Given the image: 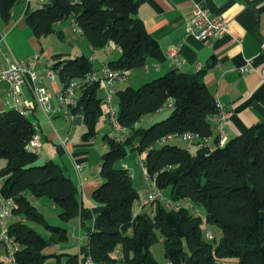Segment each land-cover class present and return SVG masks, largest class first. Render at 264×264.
I'll use <instances>...</instances> for the list:
<instances>
[{"label":"trees","instance_id":"trees-1","mask_svg":"<svg viewBox=\"0 0 264 264\" xmlns=\"http://www.w3.org/2000/svg\"><path fill=\"white\" fill-rule=\"evenodd\" d=\"M19 1L0 0V16L6 20ZM137 7L136 0H50L46 7L29 12L26 22L33 35L41 38L54 33L55 23L74 18L93 51L108 43L119 48V59L108 62L109 67L129 71L143 67L158 48L137 18ZM51 67L61 83L94 69L86 56ZM114 100L121 138L103 136L102 182L92 194L102 210L81 256L46 253L50 244L68 240V230L48 224L33 204V200H50L60 210L58 219L67 223L85 210L78 187L61 165L53 160L38 163V154L26 148L35 133L30 119L16 109L0 112V161L4 163L0 166V199L8 202L6 234L17 245L15 264H47L49 259L54 264H84L87 257L97 264H159L150 251L159 239L168 264H264V124L218 145L209 122L217 113L216 100L201 72L172 69L139 87L116 90ZM83 103L81 122L88 128L82 139L88 141L95 135L92 120L102 115L103 98L97 85L81 91L79 106ZM165 106L169 116L147 128L140 126ZM184 132L212 137L215 145L191 143L196 148L192 154L162 142L164 137ZM133 151L145 154L141 163L148 180L158 192L169 188L168 202L180 204L179 208H166L156 199L148 209L133 214L139 196L127 169L118 164ZM132 221V231L124 233L123 226ZM32 223L41 225L48 239L37 234ZM204 224L221 229L218 242L205 239Z\"/></svg>","mask_w":264,"mask_h":264},{"label":"crops","instance_id":"crops-1","mask_svg":"<svg viewBox=\"0 0 264 264\" xmlns=\"http://www.w3.org/2000/svg\"><path fill=\"white\" fill-rule=\"evenodd\" d=\"M136 1L137 18L143 23L147 33L157 41L158 48L145 59L143 67L129 70L127 81L119 84L115 91L126 86L139 87L172 69L188 74L201 72L206 88L216 101L224 105L227 112L228 116L224 123L227 141L245 133L256 124H264V54L260 50V44L264 42V0ZM49 2L50 0H42V3L39 0H20L6 20L0 16V61H3L5 57L20 61L31 57L34 53H39L41 63L36 65L35 69L42 71L45 62H49L52 66L62 60L78 56H86L90 59L93 53L95 59L90 61L94 69L119 59V50H113L109 54H105L102 50L92 52L85 39L82 41L85 42L83 46L78 42L74 46L75 49L72 47V51L68 50L56 55L51 53L50 48L44 51L41 38L48 36L36 38L27 25L26 16L37 8L46 7ZM194 4L203 5L210 15L219 17L226 25V33L206 42L188 35L186 23ZM67 20L70 23V19ZM63 22L54 24L53 33L62 41L69 33V31L61 30ZM74 34L84 38L80 34L75 32ZM171 49L177 50V59L180 62L177 67L171 64L168 57ZM247 65L249 69L240 73L239 69ZM100 96L102 98L105 96L101 89ZM23 101L33 102L28 88L25 87L21 95L14 99L9 95L8 88L0 85V112L13 109L15 105L21 106ZM36 121L39 126V120L36 119ZM39 134L42 148V138L46 139V136L40 126ZM48 137L49 141L55 139L54 135ZM88 145L82 138L78 141L74 139L72 142H69V138L66 141L61 140L54 148L56 157L62 164L55 162L54 154L50 149H45L44 154L41 155V160H53L65 169L67 175L78 187L80 203L85 208L81 215L72 219L77 220V223H72L70 226L68 223L70 224L71 220L62 223L56 216L54 226L66 228L68 240L64 242V245L60 243V249L59 244H50L46 250L47 254L57 253L63 248L61 246H64L66 252L81 256L87 244V235L97 228V217L102 207L93 200L92 194L102 180L99 177V167L98 175L92 177L82 174L89 154L83 148ZM208 145L212 148L215 143L211 140ZM103 147L105 149L104 145ZM3 164L0 161V166ZM76 165H82V168L78 170ZM121 167L126 168V164H121ZM38 202L43 205L49 204L50 209L58 213L50 200L45 198L33 200L35 207ZM141 209L139 204L136 215ZM134 211L133 209V214ZM132 228L133 221L123 226L122 231L128 234ZM9 251L11 250H6L0 245V263L1 256L10 254ZM116 257L120 259L119 254ZM47 264H54V262L49 259Z\"/></svg>","mask_w":264,"mask_h":264},{"label":"built area","instance_id":"built-area-1","mask_svg":"<svg viewBox=\"0 0 264 264\" xmlns=\"http://www.w3.org/2000/svg\"><path fill=\"white\" fill-rule=\"evenodd\" d=\"M42 3V0H39ZM73 2H79L73 0ZM70 24L75 33L80 34L74 18H70ZM187 34L193 36L195 39L206 42L216 39L224 35L227 31L225 23L216 16L210 15L208 10L201 4H194L191 9V14L186 23ZM92 50V49H91ZM105 54L111 53L113 50H119L113 43H108L103 49ZM260 50L264 54V42L260 44ZM93 52V50H92ZM168 57L174 67L179 66L180 62L177 59V50L171 49L168 52ZM95 59L94 53L89 60ZM41 63V55L34 53L31 57L16 61L5 57L0 61V85H5L8 88L9 95L16 99L20 96L23 89L26 87L32 94L33 102L23 101L21 106L15 105L13 109L19 111L21 115L30 119L35 133L29 140L26 148L29 151H37L41 148V140L39 134L38 122L34 118V110L39 106L42 113L49 123H51L50 115H58L63 117L66 121H73L77 116L74 110L80 109L79 98L80 93L90 85H97L99 89L103 90L105 96L103 103L108 109V119L114 129L120 133V129L116 125V110L113 107L112 99L113 92L116 87L127 81L128 70L113 69L108 65H102L99 68L93 69L84 76L61 83V87L55 94V104L50 103V93L46 90L44 80L54 81L55 70L51 67L49 62H45L42 71L35 69L36 65ZM249 66L239 69L240 73L246 72ZM36 103V105H35ZM217 113L209 118L210 125L214 129V135L217 138L218 145L222 146L227 142L224 134V123L227 119V112L224 105L216 101ZM33 117V119H32ZM68 137L64 139L66 141ZM174 139L189 143H203L207 144L212 140V137H201L197 133L184 132L182 134L170 135L162 138V142H171ZM142 164V163H141ZM82 165H76V169L80 170ZM143 168V165H142ZM145 179L148 180L147 174L143 168ZM160 196V192L154 191L147 199L141 203V208L148 209L156 199ZM173 209L179 208L180 204H173L168 202ZM141 209V210H142ZM9 216L8 202L0 199V245L6 250H11L12 253L5 257V264H15L13 251L17 249V245L6 234V223ZM204 237L207 241L212 240V234L206 230ZM84 264H97L93 262L90 257L85 259ZM213 264H219L214 262Z\"/></svg>","mask_w":264,"mask_h":264},{"label":"rangeland","instance_id":"rangeland-1","mask_svg":"<svg viewBox=\"0 0 264 264\" xmlns=\"http://www.w3.org/2000/svg\"><path fill=\"white\" fill-rule=\"evenodd\" d=\"M62 31H69V33L65 36L64 41L59 39L55 34L50 35L46 38H41V44L44 49L51 50V53L53 55L59 54L60 52H67L68 50L72 51V47L76 46L77 43H81L82 46L85 42L84 38L80 37L79 35L74 34L73 27L70 23H68V20H64L62 28ZM75 49V47H74ZM44 85L46 90L50 93L51 99L50 103L51 105L55 104V94L58 92V90L61 87V81L59 78V75H55L54 81H48L44 80ZM115 92H113L114 95ZM113 107L116 108L115 100L113 101ZM36 105V103H35ZM170 109L169 107H164L162 111L159 113H156L150 117H148L146 120L142 121L140 123L141 127L147 128L149 127L153 122L162 120L169 116ZM34 118L39 120V126L42 129L43 134L46 136V139L42 138V148L37 150V154L39 156L38 163H42L46 160H41V155L44 154L45 149H50L52 153L54 154L53 158L55 162L61 163L60 159L56 157V150L55 145H58L61 140H64L66 137L69 138V142L74 141L76 139H81L83 137V134L87 131L88 125L85 122H81L80 125H73L72 121H66L63 117L58 115H50L51 123L48 122L44 114L42 113L39 106H36L35 112H34ZM33 119V117H32ZM91 126L93 128V131L95 132V135L88 141H86L89 145L83 149L87 151L88 154V161L86 162L85 169L83 170L82 174H86L88 176H94L98 175V167L100 164V159L102 158L103 154L105 153V149L103 147V136L107 135L113 138H121V134L117 132L114 127L111 125L108 119V109L107 106L102 103V115L97 116L94 120L91 122ZM54 135L55 139L54 141H49L48 136ZM170 144L177 145L180 148L188 149L192 154L195 153L196 148L191 145L189 142H183L178 139H174ZM145 154L144 153H138L136 151L129 152L123 159L119 161V165L126 164V169L129 174H131L134 187L137 190L139 199L135 200L133 203V209L135 210L134 215H136V208L137 206L143 202L144 199H147L154 191H156L153 182L150 180H146L145 176L143 174V168L141 164V160L144 159ZM62 164V163H61ZM145 197V198H144ZM144 198V199H143ZM46 199V198H45ZM159 201L166 207H169L168 201L170 200V189L164 188L160 190V196ZM39 212L44 216L48 224L50 225H56L53 222L57 218V214L60 212L59 209H57L58 213L56 211L51 210L49 204L43 205L38 202L36 205ZM154 206L152 210L154 211ZM193 212V209L190 210ZM198 213L200 214V217L203 218V211L202 209H198ZM73 219V218H72ZM71 219L70 226L72 223H77V220L73 221ZM30 226L39 234L40 236H43L44 238L49 237V233L45 231V229L39 225L32 223ZM203 230H208L212 234L213 243L218 242L220 236H221V229L216 225H210L206 226L203 225ZM64 245V243L62 244ZM60 244L58 245L59 248ZM59 252H66V248L64 246ZM60 249V248H59ZM150 251L152 253L153 258L159 263V264H168V262L165 260L163 256V250H162V244L161 240L159 239L157 242L153 243L150 247ZM11 253V251H9ZM10 255V254H9ZM7 255L1 256V263L5 264V257ZM119 264V263H117Z\"/></svg>","mask_w":264,"mask_h":264},{"label":"water","instance_id":"water-1","mask_svg":"<svg viewBox=\"0 0 264 264\" xmlns=\"http://www.w3.org/2000/svg\"><path fill=\"white\" fill-rule=\"evenodd\" d=\"M85 108H86V103H83L81 108L77 112V116L73 119L72 124L73 125H80L82 118L85 116ZM187 264V262H186Z\"/></svg>","mask_w":264,"mask_h":264}]
</instances>
